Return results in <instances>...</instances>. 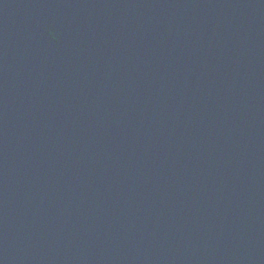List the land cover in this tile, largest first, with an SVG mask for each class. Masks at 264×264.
<instances>
[{"label":"water","instance_id":"95a60500","mask_svg":"<svg viewBox=\"0 0 264 264\" xmlns=\"http://www.w3.org/2000/svg\"><path fill=\"white\" fill-rule=\"evenodd\" d=\"M0 264H264V0H0Z\"/></svg>","mask_w":264,"mask_h":264}]
</instances>
